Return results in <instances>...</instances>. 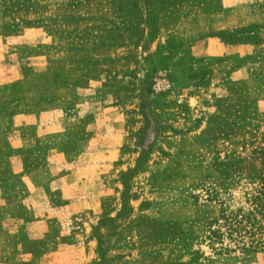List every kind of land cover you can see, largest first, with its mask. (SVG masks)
Wrapping results in <instances>:
<instances>
[{
    "label": "rangeland",
    "instance_id": "obj_1",
    "mask_svg": "<svg viewBox=\"0 0 264 264\" xmlns=\"http://www.w3.org/2000/svg\"><path fill=\"white\" fill-rule=\"evenodd\" d=\"M263 177L264 0H0V264H264L211 239Z\"/></svg>",
    "mask_w": 264,
    "mask_h": 264
},
{
    "label": "trees",
    "instance_id": "obj_2",
    "mask_svg": "<svg viewBox=\"0 0 264 264\" xmlns=\"http://www.w3.org/2000/svg\"><path fill=\"white\" fill-rule=\"evenodd\" d=\"M250 200L252 207L249 211L242 208L231 212L223 211L221 217L215 220L217 227L211 230V239L219 240L221 250L230 249V246L224 244V233L234 241L235 247L245 251L264 249V240L258 236L262 229L260 221L264 219V177L260 188Z\"/></svg>",
    "mask_w": 264,
    "mask_h": 264
},
{
    "label": "crops",
    "instance_id": "obj_3",
    "mask_svg": "<svg viewBox=\"0 0 264 264\" xmlns=\"http://www.w3.org/2000/svg\"><path fill=\"white\" fill-rule=\"evenodd\" d=\"M53 67H48L43 71V75L39 77L40 79L43 77V79L46 81V76L48 75H55V71H53ZM55 78V77H54ZM32 81V80H31ZM28 86H31L30 83L26 86V91H27V100L26 102L21 105V108L13 114L19 115V116H33L36 119V123H41L46 115H49L50 112H56L58 109L61 108V106H64L65 104V99L64 97H61V93L68 90L69 86H55L52 87L54 96L50 95L47 91H49L48 86L43 85L39 86V89L36 91V97L30 96V89ZM24 124V123H23ZM27 124V123H26ZM54 125H57L56 122H53ZM66 129V128H65ZM60 130H55L53 133V137L55 139V133L60 132ZM10 146L12 147H21L22 149L26 150H31L35 147V144L37 142L36 137L32 133H19V132H14L13 137L10 138ZM53 151L56 153H60L59 148H55L53 146ZM22 165V164H21ZM20 165V166H21ZM49 165V166H48ZM47 166L44 164H41L40 166H37L35 168H31L29 171V175L35 178L36 173H42L44 174L47 170L48 167L51 168V165L48 164ZM22 168V167H21ZM23 169V168H22ZM36 179V178H35ZM36 182L40 183L43 182V180H36Z\"/></svg>",
    "mask_w": 264,
    "mask_h": 264
}]
</instances>
